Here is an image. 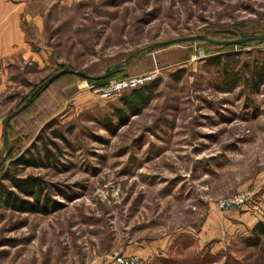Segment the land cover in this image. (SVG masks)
<instances>
[{"label":"rangeland","instance_id":"obj_1","mask_svg":"<svg viewBox=\"0 0 264 264\" xmlns=\"http://www.w3.org/2000/svg\"><path fill=\"white\" fill-rule=\"evenodd\" d=\"M16 1L21 48L1 72V121L60 70L99 76L126 63L100 80L62 74L11 118L0 167L40 176L59 208L17 211L0 202V264H120L115 253L140 264H264V235L247 242L264 219V81L254 87L242 67L264 59V39L135 53L188 34H264V0ZM228 53L240 75L234 88L224 78ZM146 74L140 85L155 83L149 100L106 123L134 87L110 97L94 89ZM52 128L70 145L55 138L48 166L15 167L19 155H44ZM240 191L252 196L217 205Z\"/></svg>","mask_w":264,"mask_h":264},{"label":"trees","instance_id":"obj_2","mask_svg":"<svg viewBox=\"0 0 264 264\" xmlns=\"http://www.w3.org/2000/svg\"><path fill=\"white\" fill-rule=\"evenodd\" d=\"M212 36V35H211ZM227 58L225 59L226 64L223 66L224 71V78L225 82L228 84L230 88H234L236 85H238L240 81V75L238 69H230L229 61L230 58H232V54H226ZM216 58V57H215ZM219 59L217 58L216 61ZM213 61V60H211ZM243 69L249 70L250 74L253 76L251 80L252 85L254 87H257L264 81V59L257 60L254 59L252 63L250 61L245 62L242 65ZM65 73H71L67 71H63L58 76H55L52 80L49 81V78L46 80L43 87L53 80L59 78L60 75ZM73 74V73H71ZM83 77V76H81ZM90 79L94 80H100L101 78L97 77H88ZM155 83L145 85H140L138 87H134L131 92L121 98L122 104L118 107H115V109L112 110L110 116H106V119L104 120L106 123L113 122L114 120H117L119 118H122L127 114V111L133 112L139 110V106H141L143 103H146L150 98V93H148V90H151L152 87H154ZM42 87V88H43ZM45 87V88H46ZM40 88L37 92H35L29 101H27L22 106L18 107L16 111L9 114L11 115L9 118V121L7 123V132H5V135L9 137V122L11 118L17 115V113L21 112L24 108L29 106L33 100H35L38 95L45 89L42 90ZM8 115V116H9ZM53 121L46 122V127H52ZM51 136L47 141L45 142L44 147V155L41 156L40 154H28V155H19L18 158H16L13 163L16 165L15 167L19 166V164H25V165H35V166H43V165H49L52 163V158H56V154L54 151H52V148L49 146L51 144L54 148L58 149V143L55 138L62 139L65 141L67 145H70L69 140L66 138L64 132L62 130H59L58 128H52ZM41 138V136H39ZM8 143H11V141H8ZM15 171L17 169L14 168ZM4 171V172H3ZM3 172V173H2ZM0 202L3 203L5 206L7 205L9 208H12L17 211H30V212H41V213H49V210H54L59 208L58 203H56L55 199L50 198L47 196L45 191V183H43L42 179L38 175H25L21 176L18 175L16 172H12L8 168L2 170V167H0ZM7 180L9 184L5 182ZM251 234L252 236L248 238L247 242L248 244L254 246L260 243L262 235H264V219H260L257 222L254 223L253 227L251 228Z\"/></svg>","mask_w":264,"mask_h":264},{"label":"crops","instance_id":"obj_3","mask_svg":"<svg viewBox=\"0 0 264 264\" xmlns=\"http://www.w3.org/2000/svg\"><path fill=\"white\" fill-rule=\"evenodd\" d=\"M21 30L19 25V10L16 0H0V82L5 77L1 75L4 71L7 57L15 58V53L20 52ZM1 84V83H0ZM1 87V85H0ZM4 121L0 120V162L4 151L5 127Z\"/></svg>","mask_w":264,"mask_h":264},{"label":"built area","instance_id":"obj_4","mask_svg":"<svg viewBox=\"0 0 264 264\" xmlns=\"http://www.w3.org/2000/svg\"><path fill=\"white\" fill-rule=\"evenodd\" d=\"M152 76L150 74L146 75H132V76H122L117 79H111L104 83L103 86L96 87L94 90L100 94L101 97H110L118 90L123 88H132L146 82ZM252 196L250 191H240L235 196L223 197L218 200L217 205L223 208H229L233 205H238L246 202ZM120 264H140L139 257L133 256H121L119 253L114 255Z\"/></svg>","mask_w":264,"mask_h":264},{"label":"water","instance_id":"obj_5","mask_svg":"<svg viewBox=\"0 0 264 264\" xmlns=\"http://www.w3.org/2000/svg\"><path fill=\"white\" fill-rule=\"evenodd\" d=\"M261 38L264 39V34H261V35H247L246 37H236V38H232V39H222V38H218V37L216 38L214 36H211L208 33L188 34L187 36H178V37H174L172 39H164V40H159L157 42H152V43L146 44L143 48L139 49L135 53L143 52V51H145L148 48L158 47L160 45L174 44L175 42H183V41H188V40H207L209 42L216 43V44H218V43H221V44H232V43L247 42L248 40L261 39ZM125 63H126V59H123V60L117 61L116 63L110 64V65H108L106 67L105 72L103 73V75H99V76L86 74L80 69H72V70L71 69H63V70H60L54 76H51L49 78V81L52 80L55 76H58L63 71L71 72L73 74L80 75V76H83L85 78H88V77L103 78L104 76H107L112 70L117 69L118 67L124 66ZM45 87H46V85L42 88V90L45 89ZM11 115H9V116H7L5 118V122H4L5 132H7V123L9 121V118H10ZM6 137H7V134H6Z\"/></svg>","mask_w":264,"mask_h":264}]
</instances>
